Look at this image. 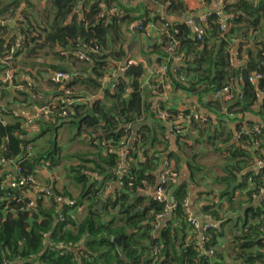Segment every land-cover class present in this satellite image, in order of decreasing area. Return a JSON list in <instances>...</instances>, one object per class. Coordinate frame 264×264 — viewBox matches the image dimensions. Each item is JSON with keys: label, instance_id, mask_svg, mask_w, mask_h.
<instances>
[{"label": "trees", "instance_id": "16d2710c", "mask_svg": "<svg viewBox=\"0 0 264 264\" xmlns=\"http://www.w3.org/2000/svg\"><path fill=\"white\" fill-rule=\"evenodd\" d=\"M132 1L125 5L120 0H52L48 22L39 24L26 15L19 22L17 31L25 45L14 56L15 80L21 54L35 60L54 58L60 62L58 66L34 63L31 70L37 75L43 67L51 75L69 73L64 63L74 64L78 75L65 88L73 93V99L95 100L66 109L67 118L59 116L65 109L58 107L54 115L37 122L39 132L32 136L27 123L14 116L10 106L27 103L28 107H41L35 101L38 80L24 83L22 91L0 94V264H264V167L255 168L264 162V131L258 133L253 127L249 136L241 134L242 146L236 147L228 145L231 133L223 140V128L212 130L214 117L221 125L225 116L251 112L259 103V114L264 117V99H260L264 94V0H225L222 16L216 13L200 23L205 30L201 39L187 23L152 18L143 9L142 0ZM153 1L168 5V14L187 10L184 0ZM18 6H4L0 17L11 14L7 18H14ZM113 6L122 18H99ZM137 21L143 22L142 29L132 31L144 36L151 23L161 21L163 39L150 43L146 53L154 59L155 68L167 64L171 87L198 98L207 113V122L193 128L198 137L177 135L179 151L188 159V166L193 168L194 164L196 170H202L197 164V144H210L223 155L224 176L217 182L225 190L218 199L220 203L228 200L231 209L222 210L217 198L204 206L203 214L220 223L219 229L204 233L205 243L201 232L191 225L187 206L190 190L185 183L166 186L168 205H175L174 211H167L166 204L156 199L165 162H174L175 170L181 173V157L172 150L167 131L188 111L171 107L165 97L168 91L159 85L158 77L150 86L144 84V66L131 68L114 91L102 87L101 80L110 67L128 59L124 49L115 47L124 28ZM10 31L9 26L0 25L3 52L19 40L17 35L9 37ZM240 39V51L233 55ZM82 46L99 48L100 52H88L91 62H86L76 56ZM174 56L181 57L182 62L176 64ZM182 76L186 81L180 80ZM255 76L261 79L252 82ZM48 83L57 87V96L66 95L59 90L62 83L52 78ZM151 85L159 88L153 90ZM226 88H230L233 101L239 97L237 104L219 95ZM4 98H10L6 106ZM161 111L169 114L167 122L159 118ZM11 116L13 121L6 119ZM72 120L78 123L76 136H86L90 150L72 157L78 164L65 165L72 190L58 189L54 176L44 179L51 193L47 197L32 181L41 183L44 170L53 173L68 160L49 134ZM47 137V144H37ZM121 153L127 154L122 173ZM7 164H14L16 169L9 170ZM22 179L27 180L26 185L12 188V180ZM232 183L236 185L233 192ZM240 197L244 199L238 202L239 208H233ZM257 199L258 205H253ZM31 203L34 206L30 207ZM244 207L247 211L242 216ZM79 212L84 213L82 218ZM163 214L168 217L160 223L158 217ZM225 240L229 244L225 245Z\"/></svg>", "mask_w": 264, "mask_h": 264}, {"label": "crops", "instance_id": "0c3cea01", "mask_svg": "<svg viewBox=\"0 0 264 264\" xmlns=\"http://www.w3.org/2000/svg\"><path fill=\"white\" fill-rule=\"evenodd\" d=\"M125 5H130L129 0H120ZM187 10L186 12H182L180 14H168L167 8L168 5H161L159 3H156L153 0H142L143 9L150 15V17L160 16L162 20H166L171 24H188L189 21H197V22H203L207 21L208 17L219 13L221 16L223 14L224 5H219L216 0H184ZM18 3L19 6L17 7V10L15 11L16 16L14 18L10 19L8 14L5 17H0V25L4 26L7 25L10 27L9 37H13L17 35L19 38L18 42H22L24 38L21 36V34L17 31V27L19 25V22L22 18L26 16L30 17L32 20L35 19L38 21L39 24L42 22H48L50 19V14L52 10V0H0V9H2L4 6H8L10 4ZM133 3V2H131ZM84 3H82L79 7V11L83 9ZM15 5L13 6V8ZM15 23V25H12ZM43 24V23H42ZM164 35V28L161 24V21H157L156 23H151L148 26L147 33L144 35H137L135 34L132 29L124 28L123 30V36L122 40L115 49L121 48V50L124 49V52L128 54L129 58H146L149 63V68H147L146 77L144 79V84L148 86V82L153 76L154 73V59L150 58L146 52H148V47L150 43H157L161 42ZM21 38V39H20ZM238 42H242V39H240ZM237 42V43H238ZM235 44V47L237 45ZM234 47V48H235ZM241 47V46H240ZM240 51V50H239ZM78 57V53L76 55ZM51 61L53 62L52 65H59V61H57L54 58H47L45 61L35 60L31 59L26 55V53L21 54L17 61H16V67H17V81L22 86L26 82H32V78H36L39 83V92L36 94L35 101L41 102V107H48V105L54 101L55 97L57 96L58 89L57 87L53 86L51 83H48V78L50 79L52 77L51 74L47 73V68L43 67L41 74H35L37 73L34 70H31L32 65L35 64H49L51 65ZM66 67H69L70 72L73 74V77L78 75L79 68H77L74 64H66L64 63ZM45 71V72H44ZM86 77V75H84ZM30 86V85H29ZM24 89V88H23ZM22 91V90H21ZM25 91V90H24ZM166 100L169 101L171 107L177 109V110H183L188 106H199V99L196 97H192L184 93L183 91H175L173 87L171 89L167 90ZM13 92V91H11ZM23 98L19 97V100ZM95 99V98H94ZM165 99V98H164ZM261 101L264 99V94H261L260 97ZM94 101V100H93ZM10 102V98L2 101L4 105H8ZM37 106V105H36ZM260 106L261 104L257 105L255 108L252 109L251 112H246L243 114H238L234 116H225L223 119V124L218 125L219 122L217 121V117H214V125L212 127L213 131H216L217 129L223 128V133H225V137H223V140L227 139L228 133L232 134V138L230 142L228 143L229 146H236L240 147L242 146V135H250L252 128L255 130L257 126H262L264 129V117L260 115ZM12 110H18L21 111L23 108L26 107V105L23 104H13L10 106ZM40 107V106H38ZM201 108V107H200ZM6 119L13 121L14 117H6ZM30 131V135H35L39 130L37 128L34 129H28ZM68 131L70 139L73 137H77L76 135L73 136L74 133L71 131V127L68 125H65L64 127H60L56 130L57 132V139L56 141L59 142L61 135ZM35 132V133H32ZM32 133V134H31ZM190 133L191 139H195V137H198L196 132H193V130ZM167 138L169 139V144L171 145V148L173 151H176L179 153L182 161V165L179 166L181 173H180V180L179 183H185L189 190H190V211L192 215L201 223L206 222L205 215L203 214V208L205 205L209 204V202L213 198H217L218 203H220L218 196L225 190L224 185H220L217 182V179L224 176L223 172V155L220 152H216V149L212 147L210 144L204 143L200 146V149L198 151L199 157L197 164L202 166V170H196L195 165L193 164L190 168L188 166V159L183 155L181 151H179L178 145H177V139L174 138V135L171 131V129L167 131ZM45 139V138H44ZM39 140L37 143L38 145L43 144V140ZM45 142V140H44ZM165 162L163 168L165 167ZM258 162V161H257ZM260 163V162H258ZM257 163V164H258ZM175 165V163H174ZM176 166V165H175ZM257 166V165H256ZM7 167L9 170L16 169L14 164H7ZM257 169V167H255ZM62 168H57L53 173L44 170L42 174V178L40 179L41 184L45 186L46 181L44 180L46 177L50 178L57 175V178L61 174ZM258 170V169H257ZM63 179V176L60 175ZM65 178V177H64ZM59 181V178H58ZM61 182V181H60ZM59 184H57L58 189H60ZM62 188V187H61ZM113 189L109 190V193H111ZM235 191V190H234ZM232 192V189H231ZM208 194H211L209 196ZM244 199L243 197H240V199L234 201L233 208L238 209L240 206V201ZM215 200V199H214ZM216 200V202H217ZM239 202V203H238ZM259 199L255 201V204L258 205ZM222 206V210L229 211L231 209V205L228 200H224L222 203H220ZM246 209V210H245ZM247 211V207H244L242 209L241 215L243 216ZM79 217L82 218L83 214L82 212H79ZM230 228L227 226L226 229ZM228 241V242H226ZM229 240H225L224 244H229Z\"/></svg>", "mask_w": 264, "mask_h": 264}, {"label": "built area", "instance_id": "2783aa9c", "mask_svg": "<svg viewBox=\"0 0 264 264\" xmlns=\"http://www.w3.org/2000/svg\"><path fill=\"white\" fill-rule=\"evenodd\" d=\"M141 0H133V3H138ZM216 2L219 5H224L225 0H216ZM106 17L108 18H122V14L113 6L111 9H109V12H103L100 14L99 18L100 19H105ZM206 22V21H205ZM201 22L197 21H189L188 25L193 29L194 33H196L198 39H201L204 34L205 30L203 29L202 25H200ZM143 22L142 21H137L131 25V29L135 32L137 30L142 29ZM25 42H17V44L12 45L9 51L3 52L0 49V94L3 91H21L23 90L24 86L19 84L17 80H15V75L16 71L13 69L14 65V56L22 51L24 49ZM169 51L172 53L174 52V47L169 48ZM94 53L97 54L100 52L99 48L95 49H90L88 46H82L80 48V51L78 53V57L80 60L86 61V62H91L90 57L87 55V53ZM173 61L176 64H180L182 62L181 57L179 56H174ZM144 66L147 70L149 68V63L146 58H129L125 59L124 61L120 63H116L112 67H110L109 71L103 76L101 83L103 89H109L111 91H114L116 88V85L120 83V79L126 76L128 71L131 68L134 67H140ZM154 73L150 81L148 82V85L153 82V78L158 77V83L161 86H164L167 90L171 89V84L167 80V73L169 71V67L167 64L162 65L158 68H154ZM53 81L62 83L63 86L59 89L63 91L66 95L65 96H56L54 101L51 102L48 107H38V106H32L28 109H22L21 111L18 110H13L12 113L16 117L22 118L26 123L27 126L30 129H34L37 126V122L46 116H52L54 115V112L58 107H62L65 109L59 116L62 118H67L68 117V112L66 109H69L71 107H74L75 105H80V104H90L95 100L93 98L90 99H73L71 98L72 92L68 89H66V85L71 83L74 79L73 75L70 73H64V72H58L52 75L51 77ZM259 79H261L260 76H255L251 78L252 82H257ZM180 80L182 82L186 81L185 77L182 76L180 77ZM167 85V86H165ZM151 89L157 90L159 86H154L151 85ZM223 99L228 102L232 103L233 101V96L230 93V88H226L222 93L219 94ZM155 108L158 109L159 106L157 103L154 104ZM183 110H187L188 113L186 115H181L178 120L171 125L170 124V129L174 135V138L177 139V135H187L188 132H191L195 125H203L204 123L207 122V113L205 110L198 106H188ZM182 111V110H181ZM169 114L167 111H161L159 114V118L161 121L167 122L169 120ZM2 119V118H1ZM0 119V120H1ZM256 132L261 133L264 131L262 126L256 127L255 129ZM32 151V148H30ZM113 152V149L110 150ZM122 157V162H121V167H120V173H122L125 169V166L127 165V154L126 153H121ZM257 169L260 170L262 167H264V162H260L257 164ZM51 179L53 177L51 176ZM180 180V174L175 170V165L173 163H166L165 167L163 168L162 174H161V186L157 190L156 193V199L159 203H165L167 206V211H174L175 210V205H168V194H167V185L170 182H179ZM11 181L12 188H17L19 186H24L27 183L26 179H22L20 181ZM33 184L36 185V189L42 193H45L47 197H51L50 191L43 186L40 182H33ZM264 194V192H263ZM189 201H187V206H189ZM70 203V202H69ZM34 206V204L31 203L30 207ZM190 207V206H189ZM190 210V209H189ZM191 213V211H189ZM168 217V214H163L158 217V221L160 223L164 221ZM206 222L203 224L200 221H198L191 213L190 221L191 225L193 228L197 231L201 232V239L202 242L205 243V237L204 233H206L208 230H216L219 229L220 223L219 222H214L211 220L210 216H205ZM159 227L157 226V229ZM264 231V229H263ZM214 251L210 252V255H213Z\"/></svg>", "mask_w": 264, "mask_h": 264}, {"label": "rangeland", "instance_id": "374dc122", "mask_svg": "<svg viewBox=\"0 0 264 264\" xmlns=\"http://www.w3.org/2000/svg\"><path fill=\"white\" fill-rule=\"evenodd\" d=\"M20 101H23V99L20 100ZM36 102L38 104H41V102H39V101H36ZM24 105H26V107L23 108V109L30 108V107H28V104L27 103L24 104ZM3 106H6V105L3 104ZM44 121H45V123L48 122L47 119H44ZM68 126L71 127V131H72V133H74L73 136L76 135L77 132H78V123L76 121L72 120L71 123ZM32 133H35V132H32ZM49 138H51L54 141H56V139H57V132H56L55 129L50 132ZM49 138L48 137L45 138L44 139L45 142L43 140V144H41V145H44L45 143L47 144L46 140H49ZM57 143H58L59 148L63 152V155H64L63 158H66L68 160H65L63 162V165L61 166L62 170H60L61 171V174L60 175L63 176V179L59 175V177H58L59 178V181H58L57 175L56 176L53 175V176L56 178V181H57L58 184L61 181L60 182V185H59L60 189H62L64 187H69V189L72 190L71 186L69 185V180L66 178L65 165H67V166L69 165L71 167L72 165L78 164L77 163L78 160L73 159L72 157L75 156V155H77L78 152H86V151L90 150L89 142H88V139L86 138V136H83V137L82 136L81 137H73L72 139H70L69 133L67 131L66 134L64 133L63 135H61L60 140ZM198 145L199 144L196 145V148H195L196 151L200 149V145L199 146ZM54 177H53V179H55ZM59 191H62V190H59ZM82 214H84V213H82ZM230 254L233 255L232 253H230Z\"/></svg>", "mask_w": 264, "mask_h": 264}, {"label": "water", "instance_id": "95a60500", "mask_svg": "<svg viewBox=\"0 0 264 264\" xmlns=\"http://www.w3.org/2000/svg\"><path fill=\"white\" fill-rule=\"evenodd\" d=\"M58 3H59V1H58ZM12 25H15V23H13ZM240 46H241V42H238L236 47L233 50V55H237L239 53ZM50 64L52 65L53 62L51 61ZM236 64H238V62ZM238 102H239V97L234 101V104H237ZM187 135H190V133H187ZM235 188H236V185L234 183H232V185H231L232 192L235 190ZM104 204H105V201H102L100 206L103 207ZM115 242L120 243V239H116ZM226 242H228V241H226Z\"/></svg>", "mask_w": 264, "mask_h": 264}]
</instances>
